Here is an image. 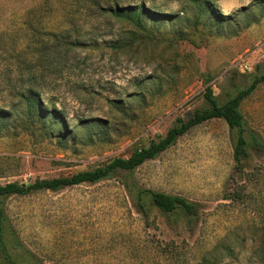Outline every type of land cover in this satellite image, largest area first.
Instances as JSON below:
<instances>
[{"label": "rangeland", "instance_id": "374dc122", "mask_svg": "<svg viewBox=\"0 0 264 264\" xmlns=\"http://www.w3.org/2000/svg\"><path fill=\"white\" fill-rule=\"evenodd\" d=\"M115 1L142 4L153 15L145 14L139 28L92 9L80 35L97 37L98 47L72 52L62 74L58 60L42 64L44 105L58 110L65 130L61 138L26 130L23 105L14 111L20 118H0V185L126 158L164 136L177 117L205 108L207 86L223 103L250 84L256 65L264 69V0H210L215 15L189 0ZM42 2L0 0L2 110L13 104L6 74L14 50L32 35L28 23L37 36L58 25L57 11ZM112 40L118 47H110ZM47 45L52 57L54 42ZM240 112L264 140V81ZM132 177L141 188L198 203V220L189 228L182 217L168 218L152 206L142 216L119 172L95 184L10 196L4 211L36 257L30 264H264V151L250 152L237 168L223 120L194 126Z\"/></svg>", "mask_w": 264, "mask_h": 264}, {"label": "trees", "instance_id": "16d2710c", "mask_svg": "<svg viewBox=\"0 0 264 264\" xmlns=\"http://www.w3.org/2000/svg\"><path fill=\"white\" fill-rule=\"evenodd\" d=\"M90 1L95 0H43L42 7L52 6L58 15V25L52 30L45 29L42 35L37 36L32 24L28 23L32 31L30 38L24 40L23 46L14 50L10 56L12 67L7 71V93L13 99L11 110L0 109V118L7 120L16 114L17 107L23 105L22 117L26 121V130L41 129L47 137L61 138V130H65L64 118L55 108L49 110L44 105L41 86L43 81L42 64L51 61L60 65L59 73L64 69L63 63L69 59L72 52L90 45L98 47L97 37L94 40H84L80 35L86 18L92 9L97 15L104 18H113L128 22L136 27L145 25L144 16L150 14L144 5L133 4L119 5L115 0L110 4L102 5ZM195 9L215 15L210 8V0H189ZM153 15V14H150ZM154 15H158L154 13ZM85 17V18H84ZM54 42L52 57L46 54L48 43ZM119 40H112L110 47H118ZM107 42H103L106 45ZM109 43V42H108ZM255 71L250 74L251 82L243 88H235L223 103H219L213 90L207 86L203 98L207 104L205 108L194 110L190 115L177 117L174 124L166 131L165 135L157 140H152L145 147L133 150L126 158H114L102 166L91 170L79 171L68 176H59L51 179H36L25 184L10 182L0 185V258L3 264H30L35 255L19 240L3 207L4 200L10 196H24L32 192H56L67 187L83 183L95 184L103 180H110L119 172L122 174L121 183L132 200L136 210L147 217L149 207L152 206L168 218L182 217L187 227L191 228L198 220L200 205L188 199L170 195L164 192L141 188L132 177V173L147 161L156 159L161 153L172 147L178 138L187 133L191 128L212 119L223 120L231 133L232 157L235 166L239 168L242 160L249 158L250 152L264 151V140L254 130L248 127L240 105L264 81V69L255 66ZM14 73V78L12 74ZM15 119V118H14Z\"/></svg>", "mask_w": 264, "mask_h": 264}]
</instances>
